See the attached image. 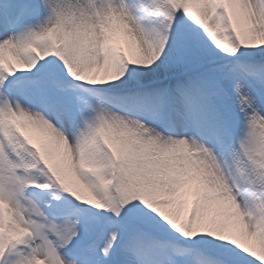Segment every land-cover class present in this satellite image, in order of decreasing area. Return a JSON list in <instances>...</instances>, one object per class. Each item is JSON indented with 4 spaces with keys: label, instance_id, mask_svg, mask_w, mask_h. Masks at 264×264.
<instances>
[{
    "label": "snow or ice",
    "instance_id": "1",
    "mask_svg": "<svg viewBox=\"0 0 264 264\" xmlns=\"http://www.w3.org/2000/svg\"><path fill=\"white\" fill-rule=\"evenodd\" d=\"M0 264H264V0H0Z\"/></svg>",
    "mask_w": 264,
    "mask_h": 264
}]
</instances>
